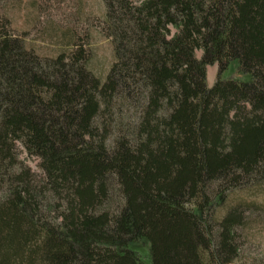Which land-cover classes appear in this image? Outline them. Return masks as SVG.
Listing matches in <instances>:
<instances>
[{"label":"trees","instance_id":"obj_1","mask_svg":"<svg viewBox=\"0 0 264 264\" xmlns=\"http://www.w3.org/2000/svg\"><path fill=\"white\" fill-rule=\"evenodd\" d=\"M103 2L104 82L82 48L0 31V264H144L140 240L152 264H235L242 209L218 210L264 183V0Z\"/></svg>","mask_w":264,"mask_h":264},{"label":"rangeland","instance_id":"obj_2","mask_svg":"<svg viewBox=\"0 0 264 264\" xmlns=\"http://www.w3.org/2000/svg\"><path fill=\"white\" fill-rule=\"evenodd\" d=\"M12 29L24 39L28 50L43 58L70 55L82 48L87 66L104 82L116 61L112 39L106 35V7L103 0H0V31ZM202 57V52H197ZM219 68L209 66V86L217 82ZM221 79L251 82L250 74L240 73L238 61H232ZM19 159L35 177H41L40 160L19 148ZM241 206L239 256L235 264H264V183L232 190L226 204L218 210ZM144 264H152L149 245L140 240L131 244Z\"/></svg>","mask_w":264,"mask_h":264}]
</instances>
